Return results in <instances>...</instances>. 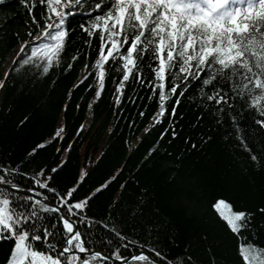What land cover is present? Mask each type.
Wrapping results in <instances>:
<instances>
[{"label":"snow or ice","instance_id":"1","mask_svg":"<svg viewBox=\"0 0 264 264\" xmlns=\"http://www.w3.org/2000/svg\"><path fill=\"white\" fill-rule=\"evenodd\" d=\"M5 2L0 0V5ZM21 3L30 21L27 39L20 42L14 67L0 80V90L21 65L42 68L44 75L49 74L66 57L70 33L79 29L90 50L85 59L91 52L96 53V59L91 68L88 63L83 65L87 75L76 87L93 77L85 87L89 91L94 87L98 100L106 86V66L120 72L115 105L121 104L129 82L150 89L158 100L153 126L162 124L166 115L175 118L181 98L196 91L205 110L217 123L229 120L240 147L264 168V144L255 152L251 136L241 124L250 120L252 133H264V0ZM77 16L84 19L73 26L72 19ZM82 54L77 50L64 71H70ZM144 67L151 70V79L145 76ZM139 115L143 117L144 112ZM64 131L59 127L48 144L61 141ZM170 131L174 139L175 128ZM166 134L162 133L161 139ZM46 146L38 144L29 156ZM71 150L69 144L57 152ZM66 163L34 173L22 171L19 165L0 164V251L7 249L6 264H193L191 256L170 259L156 248L130 239L123 225H117L111 216L108 221L89 216L90 202L111 181L76 199L74 193L89 175L82 169L76 184L61 193L51 182ZM212 208L239 242L238 264H264V241L257 242L252 226L254 213L235 209L225 198L217 199ZM259 212L264 213V207ZM98 229L106 236L97 235ZM98 243L103 251L97 250Z\"/></svg>","mask_w":264,"mask_h":264},{"label":"trees","instance_id":"2","mask_svg":"<svg viewBox=\"0 0 264 264\" xmlns=\"http://www.w3.org/2000/svg\"><path fill=\"white\" fill-rule=\"evenodd\" d=\"M83 19L73 18L72 25ZM28 24L21 0L0 5V80L14 67L20 42L27 39ZM77 50L83 54L65 72V64ZM89 52L77 29L70 33L66 57L49 74L44 75L42 68L21 65L8 76L0 90V164L19 165L22 171L34 173L58 165L62 152L57 149L71 144L64 160L67 163L51 182L59 192L74 186L81 170L89 165L85 183L74 193L76 199L111 181L90 202L89 216L105 221L113 217L130 239L154 247L170 259L191 256L193 264H238L239 242L212 205L225 198L235 209L254 213L257 242L264 241V213L259 212L264 207V168L240 147L229 120L217 123L205 110L196 91L181 98L175 118L166 115L162 124L153 126L158 100L150 89L129 82L121 104L115 105L120 72L106 66V86L98 100L96 89L85 87L93 77L76 87L87 75L83 65L88 63L91 68L96 59L91 52L86 60L84 54ZM143 71L152 78L148 67ZM61 119L63 139L48 144ZM241 124L251 136L250 146L259 153L264 133H252L250 120ZM81 125L83 131H79ZM164 132L167 134L161 139ZM40 143L47 146L29 156ZM96 234L106 236L99 229ZM97 250H104L99 243ZM6 255V248L0 251V264H6Z\"/></svg>","mask_w":264,"mask_h":264},{"label":"rangeland","instance_id":"3","mask_svg":"<svg viewBox=\"0 0 264 264\" xmlns=\"http://www.w3.org/2000/svg\"><path fill=\"white\" fill-rule=\"evenodd\" d=\"M63 126L64 127V123L62 122V119L59 121V127ZM66 149V148H65ZM68 151H63L61 154V162L64 161L67 157ZM90 166V165H89ZM89 166L87 168H84L83 170H86L88 172L89 170Z\"/></svg>","mask_w":264,"mask_h":264}]
</instances>
